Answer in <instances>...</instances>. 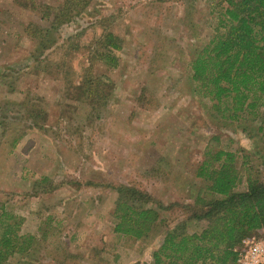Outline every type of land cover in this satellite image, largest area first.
<instances>
[{"label":"rangeland","instance_id":"374dc122","mask_svg":"<svg viewBox=\"0 0 264 264\" xmlns=\"http://www.w3.org/2000/svg\"><path fill=\"white\" fill-rule=\"evenodd\" d=\"M61 2L0 0V204L20 218L19 234L35 238L11 264H149L152 240L112 232L111 187L132 186L165 207L190 203L207 148L234 156L238 189L248 176L264 180L263 116L226 121L189 79L192 51L214 34L223 0H91L53 37L76 33L75 73L89 67L102 81L105 98L93 104L74 101L65 75L19 74L35 47L23 29L47 28L40 7ZM103 31L121 41L115 67L87 63ZM40 179L52 190L32 189Z\"/></svg>","mask_w":264,"mask_h":264},{"label":"trees","instance_id":"16d2710c","mask_svg":"<svg viewBox=\"0 0 264 264\" xmlns=\"http://www.w3.org/2000/svg\"><path fill=\"white\" fill-rule=\"evenodd\" d=\"M90 1L62 0L55 9L40 7V20L47 21L48 27L25 26L23 30L35 47L29 54L31 63L17 72L65 75L74 101L93 104L105 98L97 89L102 81L90 77L89 67L75 73L72 64L79 51L73 44L76 33L60 43L53 37L72 17L83 14ZM223 2L214 34L192 51L189 79L216 116L231 122L263 116L264 122V0ZM30 8L36 9L35 4ZM91 46L87 63L116 66L112 51L120 49L121 41L112 32L103 31ZM74 78L75 82L70 81ZM257 131L264 146V127ZM192 175L201 184L192 201L167 207L132 186L111 187L116 195L112 232L123 239L152 240L149 264H230L241 240L264 229V180L248 176L238 189L240 177L231 153L207 148ZM39 185L44 186L43 193L53 188L46 179H40L32 189L39 191ZM4 206L0 204V264H11L29 254L35 238L19 234L20 218ZM171 210H178L177 217L160 213ZM86 258L96 259L91 255Z\"/></svg>","mask_w":264,"mask_h":264},{"label":"built area","instance_id":"2783aa9c","mask_svg":"<svg viewBox=\"0 0 264 264\" xmlns=\"http://www.w3.org/2000/svg\"><path fill=\"white\" fill-rule=\"evenodd\" d=\"M230 264H264V229L241 240L237 255Z\"/></svg>","mask_w":264,"mask_h":264}]
</instances>
